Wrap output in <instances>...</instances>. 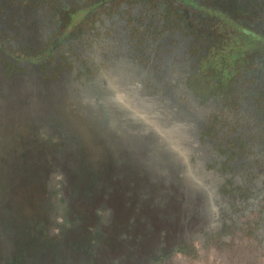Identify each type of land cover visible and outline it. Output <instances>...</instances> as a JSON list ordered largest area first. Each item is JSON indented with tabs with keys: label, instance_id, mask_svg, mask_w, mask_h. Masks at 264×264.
<instances>
[{
	"label": "flooded vegetation",
	"instance_id": "obj_1",
	"mask_svg": "<svg viewBox=\"0 0 264 264\" xmlns=\"http://www.w3.org/2000/svg\"><path fill=\"white\" fill-rule=\"evenodd\" d=\"M194 2L0 0V264H264V0Z\"/></svg>",
	"mask_w": 264,
	"mask_h": 264
},
{
	"label": "water",
	"instance_id": "obj_2",
	"mask_svg": "<svg viewBox=\"0 0 264 264\" xmlns=\"http://www.w3.org/2000/svg\"><path fill=\"white\" fill-rule=\"evenodd\" d=\"M96 93V92H95ZM102 103L105 106L107 112H118L125 113L126 116H134L133 118L136 121H144V117L140 116L143 114L145 108L139 105V102H133L132 100H128L124 98V96H116V98H107L104 97ZM144 123V122H143Z\"/></svg>",
	"mask_w": 264,
	"mask_h": 264
},
{
	"label": "rangeland",
	"instance_id": "obj_3",
	"mask_svg": "<svg viewBox=\"0 0 264 264\" xmlns=\"http://www.w3.org/2000/svg\"><path fill=\"white\" fill-rule=\"evenodd\" d=\"M183 5H186V6H189L190 8H192V9H194V10H196V11H198V12H200V13H202V14H204V13H206V10L201 6V5H199L198 3H195L194 2V0H179ZM216 16H220L219 14H215ZM72 16V19L74 18V15H71ZM232 26H235L234 24H232ZM18 198V197H17ZM5 198H1L0 199V202L1 203H4V200ZM11 198H9L8 200H6V203L7 204H11V205H13V203H15V201L13 202V201H11L10 200ZM4 200V201H3ZM31 203V205H35L36 206V204H35V202H30ZM29 211V213H31V211L30 210H28Z\"/></svg>",
	"mask_w": 264,
	"mask_h": 264
},
{
	"label": "trees",
	"instance_id": "obj_4",
	"mask_svg": "<svg viewBox=\"0 0 264 264\" xmlns=\"http://www.w3.org/2000/svg\"><path fill=\"white\" fill-rule=\"evenodd\" d=\"M257 40H256V38H254V39H248L245 43H244V45H246V46H255V45H257V42H256Z\"/></svg>",
	"mask_w": 264,
	"mask_h": 264
}]
</instances>
